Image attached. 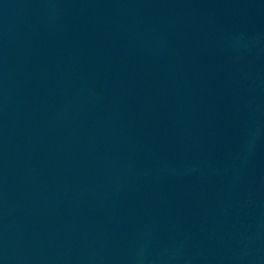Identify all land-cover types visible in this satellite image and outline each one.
Here are the masks:
<instances>
[{
  "label": "water",
  "instance_id": "1",
  "mask_svg": "<svg viewBox=\"0 0 264 264\" xmlns=\"http://www.w3.org/2000/svg\"><path fill=\"white\" fill-rule=\"evenodd\" d=\"M0 264H264V0H0Z\"/></svg>",
  "mask_w": 264,
  "mask_h": 264
}]
</instances>
